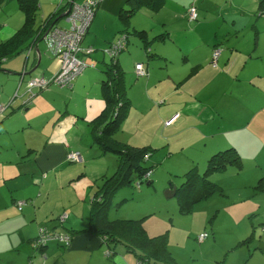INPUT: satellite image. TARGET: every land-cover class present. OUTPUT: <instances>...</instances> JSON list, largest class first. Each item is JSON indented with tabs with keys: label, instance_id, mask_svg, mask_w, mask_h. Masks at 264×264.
<instances>
[{
	"label": "crops",
	"instance_id": "obj_1",
	"mask_svg": "<svg viewBox=\"0 0 264 264\" xmlns=\"http://www.w3.org/2000/svg\"><path fill=\"white\" fill-rule=\"evenodd\" d=\"M40 1L38 0L37 13L41 15L39 19L36 17L37 24L56 8L65 5V0ZM259 1L165 0L164 7L157 13L145 9L137 11L127 26L125 21L119 18L126 0H99L84 40V46L94 50L85 60L92 67L89 69L94 72L84 71L74 81L71 90L65 92L66 89H62L51 96L50 100L56 103L58 108L55 107L54 114L48 118V121L53 122L48 131H45V126H31L25 121L28 112L26 108V113L21 118L13 119L15 113L28 103H21L26 91L18 96V101V98L14 99L13 92L26 83L25 77H31L39 67L43 72L38 77H51L59 70V60L49 57L46 52L44 58L39 44H36L12 57L13 61H9L10 58L2 64L0 75H3L5 80H2L0 85V101L10 105L0 116V128L6 134L19 132V139L12 147L15 156H11L0 169V238L4 233L18 234L17 237L8 239L9 247L1 248L0 264H26L30 258L33 260L32 264H39L43 260L45 264H136L133 255L124 253L121 248H117V254L110 260L109 248L91 234L75 235L71 245L65 250L49 244L44 255L36 250L33 243L38 226L55 227V219L61 212L69 211L75 214L73 219L67 218V224L63 223V228L67 231L86 228L87 221H83V217L84 212L88 214L90 199L87 208L84 204L79 208L75 205L77 203H73L62 207L68 208V211L50 209L43 218L38 219L37 209L42 207L39 200L49 196L48 183L50 180L54 182L52 177L55 174L52 173L55 170L59 169L54 178L61 179V184L65 186L85 179L75 187V194L82 192L78 195L80 198L88 195L91 180L102 178L111 172L112 162L108 158L103 161H109V165L103 173L98 174L99 177L93 178L96 175H91L97 171H87L91 159L107 157V154H102L97 148L92 147L95 152L88 151L91 149L89 142L92 146L94 143L89 135L87 123L95 119L104 108L98 86L100 87V81L104 78L103 63L108 60L101 51L113 42L124 28L129 31H143L148 40L166 32L169 39L153 42L148 53L151 57L147 58L138 38L135 37L130 39V44L125 50L127 55H123V52L118 56L117 62L124 73L129 110L115 139L129 146L150 147L158 151L167 147L169 151L164 157H171L170 148H176L181 135L187 133L185 135H190L189 141L194 142L187 147L193 156L190 155V164L186 168L196 166L200 173L210 156L221 150L234 148L243 163L238 173H244L251 178L257 177V180L264 177V15L257 14ZM190 7H194L198 14L197 22L193 25L187 20V9ZM137 17H140L139 23L134 20ZM22 24L23 19L17 18L14 27L8 28L3 34L0 33V44L10 38ZM1 26L0 29L5 28L7 24L3 23ZM57 26L64 28L65 20ZM90 35L91 40H87ZM231 38L235 40L226 43ZM215 46L220 47L221 51L216 66H213L210 60ZM36 50H39V56ZM37 62V68L30 75H21L33 70ZM137 64L143 66L145 76H136L134 68ZM194 67L197 69L193 72ZM245 69L246 75H243ZM96 73L101 78L96 76ZM14 83H18V87H14L13 92L7 95ZM79 90L83 92V99L79 102L82 105L78 107L76 103L74 111L70 110L66 103L70 104ZM41 92H37L33 98L39 97ZM36 102L37 100H34L33 104ZM62 104H65L63 108ZM174 115H177L175 121L170 126H164V122ZM133 119L136 121L131 123ZM21 121L26 126L20 123ZM82 125L86 126L80 131L78 126ZM74 127L78 132L72 131ZM34 131L42 137L39 148L33 146L39 140L31 135ZM127 131L131 132V138L121 141L118 137ZM73 132H76L75 136ZM1 133L3 146L0 151L12 150L4 144L5 137ZM179 145L183 146L181 142ZM80 146L84 154V157L81 156L82 161L76 166L67 167L66 156L77 152ZM181 150L183 149H177L175 154L183 155ZM1 154L2 152L0 158ZM186 158L189 159L188 156ZM150 159L152 160L151 156L148 160ZM186 161L183 160L184 163H187ZM24 182L28 185H39L38 204L35 201L33 214L26 218L22 216L21 221L17 222L15 219L18 217L12 210V202L20 200L17 191ZM218 182L216 183L219 184ZM246 186L250 189V185ZM27 199L31 198L27 197L25 200ZM5 220L9 221V231L6 226L2 227ZM25 227L29 229L26 232L28 235H20L21 229ZM249 253L251 258L252 253ZM225 259L226 255L223 260Z\"/></svg>",
	"mask_w": 264,
	"mask_h": 264
},
{
	"label": "rangeland",
	"instance_id": "obj_2",
	"mask_svg": "<svg viewBox=\"0 0 264 264\" xmlns=\"http://www.w3.org/2000/svg\"><path fill=\"white\" fill-rule=\"evenodd\" d=\"M76 1L78 2V4L83 3V1L81 0ZM39 2L41 1L39 0ZM71 2L72 3H70L68 10H71L74 7V0H72ZM98 5L99 2L96 7H98ZM15 11L16 13H13ZM18 11L19 10L17 9L14 0L5 4L1 3L0 26L3 23L7 24L5 28L0 29L1 34H3L8 28L14 27L17 18L23 19V15L21 13H18ZM40 15V13L39 15L37 13L38 19ZM38 19H36L37 22ZM132 19L133 17L129 18L128 20L130 21ZM134 20L139 23L140 17H137ZM129 21L127 24L128 26ZM87 40H91V35ZM87 40L85 41V43H87ZM233 40H235V38L229 39L228 41H226V43ZM39 46L42 56H45L44 58H46L44 43L40 42ZM123 55H127V53H125L124 51ZM104 58L108 60L107 56H104ZM13 60L14 59L11 58V60L9 61ZM86 70V72H94V70L92 69ZM41 72L43 71L41 67H39L31 77H25L26 83H23L21 87H18V83H14L12 89L8 90L7 95L13 92L14 87H18V89L16 88L13 92L14 99L18 98L19 95H22L24 91L27 92L28 82H30L34 78H41L38 77L39 75H41ZM245 72L246 69L244 70V72H242L243 75H246ZM96 76H98L97 73ZM98 77L101 78L100 75ZM2 80H5V78L3 77V75H0V85L2 84ZM97 84L99 85L98 82ZM61 90L62 89H59L56 85L52 84L50 85V87L42 91L41 94H39V97H37L36 99L32 98L31 100H29V95L26 93V95L23 96L24 99L21 100V103L26 101L28 103L25 105L26 107H21L19 109V112L15 113V117L13 119L21 118L26 113L24 112L26 108L28 109V112L26 114L25 121L27 123L29 122L31 126H45V131H48L49 126L53 125V122L48 121V118L54 114L55 107L58 108V106H56V103H53L50 99L52 95L57 94ZM64 91L68 92L67 89ZM0 96H2V91L0 92ZM19 99L20 98H18L16 101H18ZM82 99L83 92L79 90L76 95L73 96L71 102H69L70 104H66L69 106L70 110L74 111L76 103L78 107L82 105H80L79 103L82 101ZM34 100H37L35 104H33ZM7 103L8 102L1 103L0 101V105L2 106H6ZM64 105L65 104H62L61 108H63ZM56 118H58V116ZM135 121L136 120L133 119L131 123H134ZM20 123L25 124L22 121ZM78 124L81 123L78 122ZM69 125L70 123H68V126ZM63 126L66 125L63 124ZM84 126L86 125L78 126L79 130L83 131L85 129ZM74 130L78 132V130H76V127L72 129V131ZM0 133L5 137L4 144L8 145V147L12 149L7 151H0L2 152V156L0 158V161L2 162L0 163L1 169L2 166L6 165V161H9V159H11V156H15V153H12L15 152L13 151L14 149L12 147L15 144V141L19 139V132L15 134H6L0 128ZM78 134L81 135L80 132ZM117 134L116 136H118ZM185 134L187 133L181 135L178 144H176V148L173 146L170 148L172 151L171 157H164L169 151L167 147H165V149L163 150L158 151V149H154L153 151H151L152 160H148L146 162V166L152 167L151 177L148 179L152 181V185L148 186L146 185V182H143L140 187L137 188L136 183H133V187H125L120 189L111 198V207L107 212L108 218L119 220L146 218L144 220V224L147 235L152 237L166 233L167 245L169 247L170 253L179 264H220V262L222 264H264V194H257V190L254 191L253 189L258 181L257 177H247L244 175V173H238L236 170L232 169L224 171V175H214L213 183L217 184L216 182L219 181L218 183L222 186L219 184L217 185L224 189L223 194H214L207 199L194 204L191 208V211L187 213H182L180 211V205L177 202L175 194L167 196V191L170 189V187L175 191L181 188V184L183 182V173H185V171L189 169L186 167L190 164V155L193 156L189 148L187 147L194 141H189L190 135ZM31 135L33 137L36 136L37 138H39V140H37L33 145L39 148L42 144V137L40 133L34 131ZM73 135L75 136L76 132H73ZM131 136V132L127 131L124 134H121L118 138L121 139V141H126L127 138L130 139ZM170 140L173 141V139L171 138ZM180 142L183 144V146L179 145ZM2 146L3 138H0V148ZM89 146H91V149L89 148L88 151L94 150L95 152V149H92V147L97 148V146L95 144H93L92 146V143L90 142ZM82 149V146H80V148H78V151L73 153H79L80 156L84 157ZM177 149H183L181 150L183 151V155L175 154V151L177 152ZM178 152H180V150ZM187 156L189 159L186 158ZM106 158H108L110 162H112V168L110 167L111 172L106 177H110L114 173L117 165L116 158L113 155L107 154V157L105 158L99 157L90 160L87 171H97L95 172V174L91 173V175H96L93 176V178L99 177L98 174L103 173L106 167L109 165V161L107 163L103 161ZM183 160H187V163H184ZM78 164L80 163L72 161L69 162L67 160L66 166H76ZM58 170L59 169L55 170V172L52 174L56 175ZM203 171L201 170L200 173L203 174ZM61 172L62 171H60V173ZM54 176L52 177L54 179V182L50 180V182L48 183L49 196L47 195L45 196V198L41 197V199L39 200L40 206H42L41 209H37V206H35V209H37L39 214L38 219L43 218V216L50 209H53L54 211H57V209L59 211H68V208L62 207H67L69 204L73 203H77L75 205L79 208L84 204L85 208H87L88 200L102 182L101 178L91 180L89 183L90 189L88 195L80 198L78 195H80L82 192H79L78 195L75 194V187H77L79 183L81 184L82 182H84V178L78 180L73 184L65 186V184H61V179H55ZM246 185H250V189H247ZM37 186L28 185L25 182L24 184L20 185V190L17 191V197L20 199L19 201H25L27 197H30V202L32 201V204L22 205V212H18L17 209L13 207L12 210L17 214L18 217L15 219V221L20 222V217L25 216L24 218H26L28 217V215L33 214V205L35 204V201L37 202L36 204H38L37 198H39V188ZM60 214L61 215L59 216L58 221L55 220V222L64 224L69 218L70 220L73 219V216L75 215L69 211L63 213L61 212ZM87 215L88 214L84 212L83 221L85 222L87 221ZM9 220L11 222H14L12 219ZM14 223L16 224V222ZM8 225L9 221L5 220V223L2 225V227H7ZM58 226H60V224ZM9 229L10 228L7 227L8 231ZM28 231V227L22 228L20 235L26 236L28 235V233H26ZM205 233H207L208 236L203 240L199 236ZM17 235V233H12L10 235H8V233L2 234V237L0 238V250L1 248H3V246L9 247L10 242H8V239H10L11 237H17ZM252 236L253 238L252 240H250L251 242L236 247L239 242L249 237L251 238ZM70 245L71 242L69 241L66 248H68ZM233 249L235 250L232 251ZM249 252L252 253L251 258H249ZM225 255L226 259L224 261L223 259ZM247 259L249 260L247 261Z\"/></svg>",
	"mask_w": 264,
	"mask_h": 264
},
{
	"label": "trees",
	"instance_id": "obj_3",
	"mask_svg": "<svg viewBox=\"0 0 264 264\" xmlns=\"http://www.w3.org/2000/svg\"><path fill=\"white\" fill-rule=\"evenodd\" d=\"M10 1L12 0H0V5L1 3L5 4ZM14 1L16 3L17 9L23 15V24L10 38L0 44V69L2 64L7 59L22 53L30 46H34L40 42H43L47 55L60 61V70L62 65L61 59L49 53L45 40H42V38L49 29L60 28L57 25L67 18L68 15L64 17L61 16L69 9L70 0H65V5L63 7L56 8V10L44 18L40 24L36 23L37 12L39 9L38 0ZM164 5L165 0H126L125 7L121 10L119 18L121 21H125V24L127 25L129 21L128 19L131 18L132 15L137 11L145 9L152 13H157L164 7ZM257 14L264 15V0H260L258 2ZM197 18V10L194 21H189L187 16L189 24L191 23L192 25L197 22ZM68 27L69 25L66 23V26L61 29L67 30ZM86 35L83 37L79 47L83 50L91 48L92 53L86 56L83 54H79L77 56L79 59L84 61L94 53L92 47L84 46ZM168 36L169 34L163 32L162 34L148 40L145 32L129 31L128 28H124L121 32H119L117 38L113 42L109 43L101 51L103 56H107L108 58L107 63H103L104 70L102 71V74L104 78L100 81L99 87L100 95L104 102V108L95 119L87 123V126L89 128V135L92 137L93 143L97 146L101 153L111 154L116 158V169L110 177H102L101 185L93 192L89 202L88 218L85 229L67 231L63 228V223L60 222H56L55 227H49L48 225H42L38 227L33 243L34 247L38 252L41 253V255H44V252L47 250L49 244H54L61 250H65L67 247L63 243H59L56 240L40 242V237H44L45 234H64L70 242H72L73 237L77 234H91L99 238L102 243L109 248L110 260H113L114 256L117 254V248H121L124 253L133 255L136 260V264H179L170 253L169 247L167 245L166 233L152 237L147 235L146 229L144 227V220L146 218L111 220L107 215L108 209L111 207V198L120 189L125 187H133V183H136L137 188H139L143 182H146V185L148 186L152 185V181L148 180L152 171V167H147L146 162L151 156V151L154 149L150 147L129 146L125 143H120L115 139V135L120 131L121 125L125 120L129 110V102L126 96V87L124 83V73L117 62L118 56L128 48L130 39L137 37L140 47L148 56L147 58H150L151 56H149L148 53L151 44L153 42H164L165 40L169 39ZM117 40L121 41L120 45L122 48L117 56L110 58L104 53V51L110 48V45ZM220 51L221 48L217 46L212 49L210 60L211 65L216 66ZM216 52L218 53V56L216 57L215 61H213L212 56ZM183 60L186 59L183 58ZM89 68L92 67L89 66L85 68L70 82L71 84L69 85L60 86L57 83L51 81L42 90L33 89L32 95H35L39 91H44L52 84L56 85L59 89L71 90L74 81L86 69ZM195 69H197V67L193 68V72ZM59 70L49 78H41L48 81L52 77L56 76L59 73ZM32 98L33 97L29 98V100ZM4 107L8 108L9 104ZM2 113L3 112H0V115ZM242 167L243 163L237 151L234 148H228L213 154L207 159L203 174L197 171L196 166L186 171L182 176L183 182L181 184V188L175 191L177 202L180 205V211L182 213L190 212L194 204L199 203L214 194L222 195L224 189L213 183L214 175L223 174V172L228 169L239 172ZM170 189L172 188L170 187ZM253 189L254 191L257 190V194H264V177L258 179L256 186L253 187ZM30 200L31 199H27L22 202L16 200L12 203L17 211L21 212L23 207L22 205L32 204V201L30 202ZM60 215L61 214L56 217V221H58ZM59 224L60 226H58ZM201 236H203V238H201ZM207 236V233H205L199 237L204 240V238ZM250 240H252L250 237L244 239L239 242L236 247L245 245L249 243ZM32 263L33 260L30 258L26 264ZM39 264H45L44 260Z\"/></svg>",
	"mask_w": 264,
	"mask_h": 264
},
{
	"label": "built area",
	"instance_id": "obj_4",
	"mask_svg": "<svg viewBox=\"0 0 264 264\" xmlns=\"http://www.w3.org/2000/svg\"><path fill=\"white\" fill-rule=\"evenodd\" d=\"M72 0H70V3ZM99 0H84L82 4H77L73 2V9L69 10V14L65 19V22L69 25L67 30L61 28L49 29L44 35V40L47 45V50L49 53L55 57H59L62 61L59 73L52 77L50 80L46 81L43 78L33 79L27 84V93L29 98L33 97V89H44L49 82L53 81L60 86H66L71 84L70 82L79 75L85 68L89 67L84 60L79 59L77 56L83 54L84 56L90 55L92 49L83 50L79 47L83 37L86 35L90 24L93 21L94 13L96 11V6ZM189 21H194L196 18V10L190 8L187 13ZM121 41L117 40L110 45V48L104 51L110 58L117 56L120 52L122 46ZM218 53H214L212 58L215 61ZM135 74L138 77H143L146 75L145 70L141 64L135 65ZM10 105V104H9ZM6 107L0 105V112H4ZM177 118L174 115L168 121L165 122V126H170L172 122ZM69 162L80 163L82 161L79 153H69L66 157ZM61 219V218H60ZM48 236V237H47ZM203 238V236H201ZM50 240H56L59 243L68 245L69 239L64 235H48L40 237V242H46Z\"/></svg>",
	"mask_w": 264,
	"mask_h": 264
},
{
	"label": "water",
	"instance_id": "obj_5",
	"mask_svg": "<svg viewBox=\"0 0 264 264\" xmlns=\"http://www.w3.org/2000/svg\"><path fill=\"white\" fill-rule=\"evenodd\" d=\"M68 12H69V10H67L61 17H64V16H67V14H68ZM42 40H43V38H42ZM39 50H36V52H38ZM38 56H39V52H38ZM38 64H39V62H37V64H36V66H35V68L33 69V70H31L30 72H27V73H24V74H21L22 76H25V75H30L36 68H37V66H38ZM175 194V190L172 188V189H169L168 191H167V196L168 195H174Z\"/></svg>",
	"mask_w": 264,
	"mask_h": 264
},
{
	"label": "clouds",
	"instance_id": "obj_6",
	"mask_svg": "<svg viewBox=\"0 0 264 264\" xmlns=\"http://www.w3.org/2000/svg\"><path fill=\"white\" fill-rule=\"evenodd\" d=\"M74 2H76V0H74ZM78 4V3H77ZM43 39H44V37H43Z\"/></svg>",
	"mask_w": 264,
	"mask_h": 264
},
{
	"label": "flooded vegetation",
	"instance_id": "obj_7",
	"mask_svg": "<svg viewBox=\"0 0 264 264\" xmlns=\"http://www.w3.org/2000/svg\"><path fill=\"white\" fill-rule=\"evenodd\" d=\"M68 14H69V12H68ZM68 14H67V15H68Z\"/></svg>",
	"mask_w": 264,
	"mask_h": 264
}]
</instances>
